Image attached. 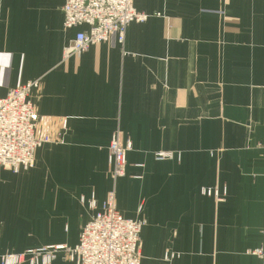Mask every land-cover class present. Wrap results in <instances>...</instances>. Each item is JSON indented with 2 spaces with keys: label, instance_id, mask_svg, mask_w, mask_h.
Instances as JSON below:
<instances>
[{
  "label": "crops",
  "instance_id": "crops-1",
  "mask_svg": "<svg viewBox=\"0 0 264 264\" xmlns=\"http://www.w3.org/2000/svg\"><path fill=\"white\" fill-rule=\"evenodd\" d=\"M133 4L149 19L123 44L64 60L81 29L64 28V0H0V98L39 81L38 132L56 136L29 170L0 166V256L74 248L114 190L145 221L142 264H262L264 0ZM116 135L132 150L114 181Z\"/></svg>",
  "mask_w": 264,
  "mask_h": 264
},
{
  "label": "built area",
  "instance_id": "built-area-1",
  "mask_svg": "<svg viewBox=\"0 0 264 264\" xmlns=\"http://www.w3.org/2000/svg\"><path fill=\"white\" fill-rule=\"evenodd\" d=\"M133 1L64 0V28H81L65 48L64 60L79 57L90 47L104 44L113 36L123 44L130 24L144 23L149 19L147 14L135 9ZM39 89L40 82L33 81L11 89L5 98H0V166L13 173L32 168L37 150L51 144L56 137L48 132H38L39 118L31 95ZM65 127L66 123L62 122V128ZM131 150V143H123L118 135L112 139L108 162L114 181L125 176L127 154ZM172 156V153L156 155L160 160ZM203 194L211 196L212 191L203 190ZM90 207L97 208L95 197ZM144 226L145 221L129 220L120 214L112 190L101 210L83 227L79 243L74 248L59 245L7 253L0 256V264H52L61 253L73 264H142L140 239ZM253 254L264 264V233L261 247ZM173 257L167 255L166 260Z\"/></svg>",
  "mask_w": 264,
  "mask_h": 264
}]
</instances>
